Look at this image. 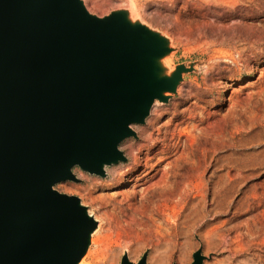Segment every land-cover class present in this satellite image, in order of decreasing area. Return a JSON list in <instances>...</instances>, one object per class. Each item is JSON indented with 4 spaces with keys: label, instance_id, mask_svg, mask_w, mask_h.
Segmentation results:
<instances>
[{
    "label": "water",
    "instance_id": "obj_1",
    "mask_svg": "<svg viewBox=\"0 0 264 264\" xmlns=\"http://www.w3.org/2000/svg\"><path fill=\"white\" fill-rule=\"evenodd\" d=\"M171 41L83 0H0V264H78L98 222L61 182L75 167L105 177L127 158L154 104L193 67L168 74ZM124 254L120 264H146ZM192 264H203L202 250Z\"/></svg>",
    "mask_w": 264,
    "mask_h": 264
},
{
    "label": "rangeland",
    "instance_id": "obj_2",
    "mask_svg": "<svg viewBox=\"0 0 264 264\" xmlns=\"http://www.w3.org/2000/svg\"><path fill=\"white\" fill-rule=\"evenodd\" d=\"M83 1L99 17L127 10L133 20L167 37L171 72L178 65L193 67L168 103L157 101L144 124L131 126L137 137L119 147L126 162L107 166L105 177L75 167L78 182L54 187L78 197L98 222L84 264H112L114 258L120 264L126 252L138 262L147 251L148 264L160 258L163 264H192L198 250L203 264H264L257 253L264 252V240L254 241L248 230L264 224V0ZM153 146L169 152L171 160L183 154L203 164L190 197L173 211L178 237L170 245L164 238L168 209L159 210L150 230L128 237L116 221L111 197L130 191L133 183L107 187L113 171L128 169L132 151L145 149V155ZM220 225L223 229H216ZM182 229L191 242L183 259Z\"/></svg>",
    "mask_w": 264,
    "mask_h": 264
},
{
    "label": "bare ground",
    "instance_id": "obj_3",
    "mask_svg": "<svg viewBox=\"0 0 264 264\" xmlns=\"http://www.w3.org/2000/svg\"><path fill=\"white\" fill-rule=\"evenodd\" d=\"M214 20L215 22L218 21L217 18ZM171 57L172 55L167 56L161 61L169 71L168 74L171 71ZM167 96L171 95L168 93ZM144 151L146 150L141 149L137 154L132 151V163L124 174L112 172L113 179L107 185L108 188L121 189L133 183L130 191L120 192L111 197L113 210L117 213L116 221L122 224V228L128 237L140 236L144 230H150L157 223V218L160 215L159 210L168 209L170 212L167 217L168 228L164 238L165 242L170 245L178 237L177 225L172 222L173 211L190 197L196 173L201 171L203 164L201 161H190V157L187 155L185 157L183 154L179 155L177 159L171 160L172 156L167 155L169 152L166 154L155 146L152 150H148L145 155ZM130 174L131 178L126 180V176ZM198 179L200 185L204 186L201 177ZM203 202L204 200L201 198V206L204 204ZM202 209L201 207L200 210ZM195 212L197 213V209ZM193 222V220L188 221L189 224ZM216 229L221 230L223 227L220 225ZM248 230L255 235L254 238L252 237L254 241L264 240V224L258 227H250ZM188 232L187 229L180 231V235L186 238L181 259L186 257L188 247L191 244ZM93 234L90 238L89 248L78 264H84V259L93 243ZM170 251L171 248L166 247V257ZM257 253H259V257L262 254L261 257L264 258L262 250L257 251ZM126 254L128 253L126 252ZM128 256L130 258L129 254ZM148 258L146 264H148ZM112 262V264H118L115 258ZM156 264H163V260L160 258Z\"/></svg>",
    "mask_w": 264,
    "mask_h": 264
}]
</instances>
